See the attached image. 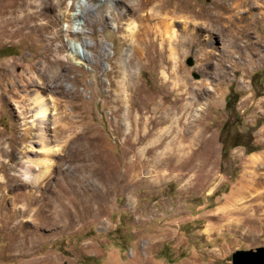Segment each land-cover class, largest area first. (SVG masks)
Returning <instances> with one entry per match:
<instances>
[{"label": "rangeland", "instance_id": "rangeland-1", "mask_svg": "<svg viewBox=\"0 0 264 264\" xmlns=\"http://www.w3.org/2000/svg\"><path fill=\"white\" fill-rule=\"evenodd\" d=\"M146 1L0 0V264H231L264 247L238 196L264 155V0H181L175 63ZM216 3L230 11L202 31ZM29 156L52 164L38 189Z\"/></svg>", "mask_w": 264, "mask_h": 264}, {"label": "bare ground", "instance_id": "bare-ground-1", "mask_svg": "<svg viewBox=\"0 0 264 264\" xmlns=\"http://www.w3.org/2000/svg\"><path fill=\"white\" fill-rule=\"evenodd\" d=\"M180 1L181 0H147L145 2V3H151V4L153 2H157L156 9H157V15L159 17H158V21L155 22V27H156L155 33L157 35V38L160 39L163 44V47L158 49L157 56H162L163 54H165V52L167 51L166 46H168L170 50L169 59H170V62H173V63L177 61L175 57L176 47L174 45H178L180 43L181 45H186L192 39V35H190L189 30L187 29L186 25L183 28L185 35H183L182 40H178V35L175 33L172 27V23L181 22V20H178L179 16L175 15V13L178 11V4ZM214 8H216L217 10L214 11L213 13L203 8H200L198 10V13L200 14V16H202L201 17L202 21L199 23V28L202 31L208 28L210 20H217L221 22L222 19L224 18V13L230 11V7L228 5L225 7H222V5H220L219 3H216ZM88 9L92 11L93 5L91 4L87 5V7L84 10H82V12L86 13V10ZM170 13L172 14L171 17L173 20L163 16V14L169 15ZM186 19L187 17H185L183 20L184 24H186L187 22ZM241 19L245 20V17L241 16ZM14 21H15L14 17H11V18H8L6 22L12 23ZM2 25H4V23ZM238 36L240 37L249 36L246 25L238 26ZM200 42L203 47L206 46V39H202L200 40ZM163 73H164V76H166V72L163 71ZM33 102L38 107L37 115L39 117L40 129L42 132H44L45 126L47 123L48 105L46 101H44V99L39 95L38 92H36V97H34ZM192 104L193 102L183 103V108H191ZM50 148H48L47 144H44L42 146V149L45 150L47 154L48 152L51 151ZM33 151L39 152V150H35V148ZM50 162L51 161L46 157L42 159H34V157L32 158L31 156H29V159L26 161V165L23 167V172L25 173L26 180L32 183V187H35L37 189L40 187L39 184L45 174L46 168L52 165ZM249 162H250L249 163L250 166L254 168V172H252V174H249L251 175V177L248 178L247 182H245V184L242 187V190L238 193V196H240V198L241 197L250 198L248 202L246 201L248 203L247 207H252L254 212L255 211L260 212V213H257L255 217L257 218L258 221L259 219L261 220V222L263 223L262 224L263 226L262 225L261 226L264 228V172H261V170H264V155H251ZM81 214L82 212L80 210H77V211L74 210L72 212V215L69 217V220H68V226L70 228L80 218Z\"/></svg>", "mask_w": 264, "mask_h": 264}, {"label": "water", "instance_id": "water-1", "mask_svg": "<svg viewBox=\"0 0 264 264\" xmlns=\"http://www.w3.org/2000/svg\"><path fill=\"white\" fill-rule=\"evenodd\" d=\"M231 264H264V247L236 250L231 255Z\"/></svg>", "mask_w": 264, "mask_h": 264}, {"label": "trees", "instance_id": "trees-1", "mask_svg": "<svg viewBox=\"0 0 264 264\" xmlns=\"http://www.w3.org/2000/svg\"><path fill=\"white\" fill-rule=\"evenodd\" d=\"M14 54L13 52H11L10 50H7L5 52V55H12ZM235 92L233 90H231L229 92V94L227 95V99H226V104L227 106H230L233 102V100L235 99ZM225 130L226 128H223L220 130V135H219V141L222 143V148H221V154L222 156H226V154L228 153V149L229 147L227 146V139L225 137ZM237 145V142H234L232 146H235ZM256 148H251V149H248L246 150V153H251L252 151H255Z\"/></svg>", "mask_w": 264, "mask_h": 264}]
</instances>
